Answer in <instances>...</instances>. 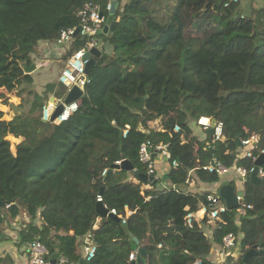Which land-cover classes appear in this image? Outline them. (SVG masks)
Listing matches in <instances>:
<instances>
[{"label":"trees","instance_id":"trees-1","mask_svg":"<svg viewBox=\"0 0 264 264\" xmlns=\"http://www.w3.org/2000/svg\"><path fill=\"white\" fill-rule=\"evenodd\" d=\"M88 1L0 0V99L9 109L0 107V235L23 216L28 222L17 244L38 240L47 259L57 252L65 264L81 261L78 240L86 236L97 247L87 264H130L133 237L145 250V264H210L212 245L233 234L241 255L228 258L230 264H264L258 235L264 231V178L258 185L245 183L243 203L252 209L244 217L227 210L213 227L205 219L186 227V214L197 211L207 194L182 190L190 172L201 182H218L202 170L214 160L225 167L253 166L255 160L238 158L237 139L259 136L256 159L264 149V8L245 15L238 1L127 0L121 6L117 0L107 34L98 35L101 56L86 73L81 104L66 120L45 122L48 94L61 101L65 90L47 84L38 95L23 68L33 64L39 43L54 44L62 30L78 25L75 11ZM95 1L102 8L108 2ZM83 44L76 38L66 58ZM221 71L236 73L240 82L215 88ZM25 96L31 97L27 111H14L10 98L23 102ZM202 116L222 123V140L193 133ZM154 121L160 130L149 129ZM8 138L16 140L13 148ZM146 141L167 148L170 168L155 185L115 166L127 160L146 174L138 156ZM103 170L109 171L106 179ZM163 182L168 185L159 187ZM98 196L117 215L125 208L134 213L125 224L101 218ZM252 248L260 252L243 262ZM0 264L12 262L0 258Z\"/></svg>","mask_w":264,"mask_h":264},{"label":"built area","instance_id":"built-area-1","mask_svg":"<svg viewBox=\"0 0 264 264\" xmlns=\"http://www.w3.org/2000/svg\"><path fill=\"white\" fill-rule=\"evenodd\" d=\"M238 0H228L225 6L230 3H237ZM110 2L108 1L105 8H102L100 3L95 0H90L75 11V17L78 19V25L72 28L62 30L54 42V46L58 49H62V54L67 56V53L71 49V45L76 38H81L84 40V44L81 48L74 51L70 56H68L63 64V67L58 76V83L66 88V93L70 91L73 87H78L83 90L84 85L87 82L85 66L88 59H84V56L89 53L92 48L101 49L98 42L95 40L100 34L102 29V24L105 21V17L101 16L104 14V10L107 12L110 7ZM62 103L61 101L57 102ZM57 105V104H56ZM44 106L42 109V120L49 122L52 115L53 109L56 107ZM77 108L76 104L73 103L69 106H65L62 114L57 117L54 121L55 123L62 122L66 120L68 115L75 111ZM196 125L203 131L206 132L211 125V119L209 117H199L196 121ZM128 129V127H126ZM180 130L179 126H174L173 131L178 132ZM126 131L123 135L125 136ZM212 140H222L223 139V125L221 122H215V127L213 128V134L211 136ZM259 143L258 135H251L248 138L240 141V149L238 152V158H251L256 160L252 155V151L256 148ZM165 151V147L162 144L153 146L150 141L143 142L140 145L138 156L139 161L145 165L146 174L155 178V169L153 164V158L155 155L160 154ZM264 154V149L260 150V155ZM121 162H115V166H119ZM171 166H177L176 162H172ZM255 166L250 168H245L242 166L232 165L231 167L223 166L219 161L214 160L212 164L202 167V170L208 173L217 175L218 177L233 174L239 182V188L235 191L242 192L245 183L249 181L250 175L254 172ZM107 170H103L101 175L105 176ZM257 177L259 179L264 178V170L262 167L257 169ZM242 197H237V201ZM97 202L101 203V197H97ZM102 204V203H101ZM104 206V205H103ZM104 208H106L104 206ZM252 209L250 205H244L242 203L239 205L235 211L238 217H244L248 210ZM225 211L227 208L223 200L217 195L207 194L203 202L199 204L197 211L188 212L185 216V225L187 228L191 229L194 226L196 220L205 219L206 225L214 226L215 220ZM109 213L117 216L118 220L121 219L122 224H125L126 220L134 213L131 210L125 208V214L123 216L117 215L115 210H108ZM236 247V237L233 234H227L222 239L221 244V260L222 264H230L228 258L231 257L232 249ZM97 252V247L91 240L90 236H86L82 243V256L81 261L77 264H87L91 261ZM27 255L32 264H50L47 259L48 250L46 247L38 240L32 241L27 245ZM136 258V253H130L128 256V261L132 262ZM65 259H59L55 264H65ZM199 264L200 262L197 261Z\"/></svg>","mask_w":264,"mask_h":264},{"label":"crops","instance_id":"crops-1","mask_svg":"<svg viewBox=\"0 0 264 264\" xmlns=\"http://www.w3.org/2000/svg\"><path fill=\"white\" fill-rule=\"evenodd\" d=\"M108 1L110 2V0ZM115 1L117 2L118 6V1ZM126 2L127 0H119V4L121 6H123ZM238 4L240 11L245 15H249L252 10L264 8V0H238ZM61 50L62 49L56 48L54 44H49L46 42L39 43L37 56H32L33 64L35 65V70L30 73V76L32 78V84L31 86H29L30 90L34 91L38 95H42L47 84L58 82V76L66 59V56L62 54L63 52ZM9 101L12 103V109L14 111H17L18 113H23L26 112L29 108L31 97H28V99L24 98L25 107H20L21 100L19 98L11 97ZM58 101L59 100H57L53 96V94H48V98L44 106L54 107L56 104L58 105ZM149 129L155 131L160 130L159 121L151 122L149 124ZM143 132L146 131L143 130ZM193 133L201 140L205 138V134L200 128H198L196 132L193 130ZM153 164L155 169V179H161L169 171L170 168L167 153L164 151L160 154L155 155L153 158ZM230 175L232 174L220 176L219 181L216 183H204L198 180L193 175V173L190 172V177L187 181V184L185 187H182V190L184 192L186 191L193 194L198 193L215 195V193L218 194V189L222 185H231V182L229 180V182L227 181V178L229 179ZM225 181L227 182L225 183ZM167 185L168 183L163 182L158 186L160 187ZM145 188L149 189L148 186H146ZM27 222L28 220L25 217L21 216L20 218L14 220L13 222L5 226L3 234L0 235V258L10 259L12 264H32L27 255V245L19 246L17 244L20 228L24 223ZM258 235L261 239L263 238L264 240V231H261V234L259 233ZM208 236L211 237L210 231H208ZM83 240L84 238L78 240V251L81 256ZM136 251H134L133 253H136ZM220 252L221 246L212 245L211 250L206 259L210 262V264H222ZM240 255V248L238 244H236V247H234L231 251V258L233 261H235Z\"/></svg>","mask_w":264,"mask_h":264},{"label":"water","instance_id":"water-1","mask_svg":"<svg viewBox=\"0 0 264 264\" xmlns=\"http://www.w3.org/2000/svg\"><path fill=\"white\" fill-rule=\"evenodd\" d=\"M110 7L109 10L106 13V19H105V23L100 31V34L102 33L103 35H106L108 32V28L110 23L113 21L114 19V13L115 10L117 8V2L115 0H110ZM101 16L104 17V14L101 13ZM101 56V50L98 48H92L89 53H87L84 56V59H88V62L85 66V70L86 73L87 71L95 64V62L99 59V57ZM24 72L26 74H30L35 70V65L32 64L28 67H24L23 68ZM83 91L81 89H79L78 87H73L70 91H68L66 93V95L64 96L62 103L58 104L52 111V115L50 117L49 122L53 123L58 116H60L64 110L65 106H69L73 103L76 104V106H79L81 104V97H82ZM215 120H211V125L210 127L207 129L206 133L210 136H212L213 134V128L215 127ZM16 142V140H14ZM237 145L240 146V140L237 139ZM165 150H167V148L165 147ZM264 163V154L260 155L255 161H254V172L250 175L249 177V182L253 185H258L259 183L263 182V180L259 179L257 177V169L259 167H262ZM117 169H121L124 170L126 172L131 173L132 175L136 176L137 179L139 181H141L142 183H151L153 185L156 184V179L152 176H148L147 174L144 173H139L138 171L133 169V166L130 164L129 161L124 160L121 162V164L119 166H116ZM109 174V171L105 177V179L107 178ZM102 190H100V194H101ZM242 192H238L234 190V187L230 184H226V185H222L219 189H218V196L223 200V202L225 203V206L227 208V210H235L239 205H241L243 203V199L241 198L240 200L237 201V197H242ZM2 206V203H0V207ZM96 213L99 217L101 218H109L111 220H114L116 222H118V218L117 216L111 214L108 212V210L106 208H104V206L101 203H97L96 204ZM135 245L137 246V251H136V258L134 261L130 262V264H145V250L144 248L138 243L136 238H132ZM55 250H59L60 249V245H56ZM258 252H260L257 249H250L249 251H247L244 256H243V262H246V260L254 255H256ZM58 259V253H53L50 256V264H55L57 262Z\"/></svg>","mask_w":264,"mask_h":264},{"label":"rangeland","instance_id":"rangeland-1","mask_svg":"<svg viewBox=\"0 0 264 264\" xmlns=\"http://www.w3.org/2000/svg\"><path fill=\"white\" fill-rule=\"evenodd\" d=\"M97 42H98V45L99 46H103V38L101 37V36H98V37H96V39H95ZM264 81V80H263ZM240 82V77L236 74V73H234V72H232V71H221L220 72V75H219V81H218V84L217 85H215V88H219V87H225V88H227V89H232V88H234V87H236V85L238 84ZM52 84H54L56 87V89L57 88H62L63 87V89L65 90V93H66V88L63 86V85H60V84H58L57 82H54V83H52ZM62 89V90H63ZM208 90H209V88H207ZM24 98H27L28 99V97L27 96H25ZM30 98V97H29ZM21 107H25V103H24V100H23V102H21ZM0 107H1V109H3L5 112H8L9 111V109H8V107L7 106H5V105H3L2 104V99H0ZM24 111H26V110H24ZM4 119H6V120H9V117H7V116H5L4 117ZM193 130L196 132L197 130H198V128L196 127V126H193ZM9 140H10V142H11V147L13 148V144L15 143V141L13 140V139H11V138H8ZM230 178L228 179L227 178V181L229 180L232 184H233V187H234V190H237L240 186V184H239V182H238V180H237V178L235 177V175H230L229 176ZM227 181H225V183L227 182ZM228 181V182H229ZM264 227V226H263ZM135 250H137V247H136V249Z\"/></svg>","mask_w":264,"mask_h":264}]
</instances>
